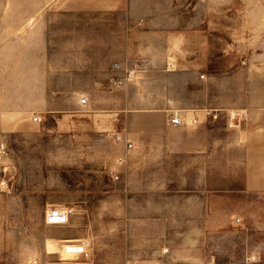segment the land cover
<instances>
[{"label":"rangeland","instance_id":"374dc122","mask_svg":"<svg viewBox=\"0 0 264 264\" xmlns=\"http://www.w3.org/2000/svg\"><path fill=\"white\" fill-rule=\"evenodd\" d=\"M70 4L0 0V155L15 164L0 194V264H264V162L241 133L246 112H229L210 137L218 145L204 151L190 121L155 133L131 120L143 111L151 122L141 62L119 82L129 83L120 96H70L88 84L59 80L44 65ZM200 8L222 12L223 74L264 57V0H203ZM49 39L50 50H39ZM28 54L41 64L23 65ZM223 139L239 155L224 159ZM54 200L80 234L63 242L85 247L73 260H63V242L56 259L37 255Z\"/></svg>","mask_w":264,"mask_h":264},{"label":"crops","instance_id":"0c3cea01","mask_svg":"<svg viewBox=\"0 0 264 264\" xmlns=\"http://www.w3.org/2000/svg\"><path fill=\"white\" fill-rule=\"evenodd\" d=\"M62 1L72 3L61 12L59 26L55 28L56 34L63 35L62 41L54 43L49 39L48 43H39V50L41 47L50 50L54 43V54L49 55L44 65L52 66L59 80L88 84L86 90L74 86L70 96L79 92L87 97L120 96L129 90L125 87L129 83L119 82L141 62L136 73L148 79L144 90L150 93L148 106L152 114L149 122L147 112L137 111L138 116L134 113L131 120H141L138 121L144 123L141 129L159 133L171 126L169 115L178 113L184 123L191 122L186 126L197 129L198 147L205 151L207 144L218 145L217 139L210 137L222 129L221 121L226 120L229 112L245 111L247 130L241 133L246 135L244 141L248 139L246 146L254 159L264 162V57L242 58L241 68L223 74L219 68L221 57L216 56V52L221 55L226 34L221 11L201 9L203 0ZM228 27L230 36L238 32L232 33L234 26ZM27 58L25 61L23 57V65L41 64L32 55ZM233 64L239 65L237 58ZM117 114L111 115V122H116ZM213 115H219L218 120ZM194 121L197 123L192 124ZM138 122H133L134 128H138ZM223 140L224 159L239 155L227 147V139ZM14 168L9 155H0V194L2 189H8L3 182ZM56 206L60 204L54 200L44 209V221L45 215ZM44 224L47 230L39 257L56 259L58 251L48 246L58 247L63 240L80 237L79 230L69 223ZM67 242L70 241L63 243Z\"/></svg>","mask_w":264,"mask_h":264},{"label":"built area","instance_id":"2783aa9c","mask_svg":"<svg viewBox=\"0 0 264 264\" xmlns=\"http://www.w3.org/2000/svg\"><path fill=\"white\" fill-rule=\"evenodd\" d=\"M131 78H132V76H131ZM128 81H130L129 77H128ZM81 103L82 104H87V99L83 98ZM235 116H237V115H235ZM241 117L242 118L247 117V114L246 113H242L240 118ZM34 120H35V122L36 121L40 122L41 118L36 117ZM168 122L171 125H177V126L184 124V122L182 121L181 117L179 115H177V114L169 115ZM196 122L197 121H194V123H196ZM68 216H69L68 212H66L63 208L55 207V208L51 209L50 212L46 215V223L50 224V225H62V224H65L67 222Z\"/></svg>","mask_w":264,"mask_h":264},{"label":"bare ground","instance_id":"6f19581e","mask_svg":"<svg viewBox=\"0 0 264 264\" xmlns=\"http://www.w3.org/2000/svg\"><path fill=\"white\" fill-rule=\"evenodd\" d=\"M50 250H57L56 247L54 246H48ZM85 247L77 246L74 244H71L70 242L65 243V245L62 246L60 250V254L63 258V260L68 261V260H73L75 256H77L81 251L84 250Z\"/></svg>","mask_w":264,"mask_h":264}]
</instances>
